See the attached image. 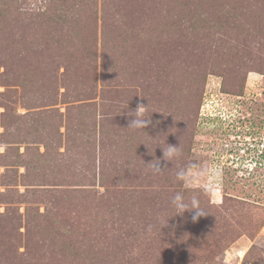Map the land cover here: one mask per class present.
Returning <instances> with one entry per match:
<instances>
[{
	"label": "rangeland",
	"instance_id": "374dc122",
	"mask_svg": "<svg viewBox=\"0 0 264 264\" xmlns=\"http://www.w3.org/2000/svg\"><path fill=\"white\" fill-rule=\"evenodd\" d=\"M254 2L260 9L238 10L240 17L227 20L178 0L94 1L97 51L67 73L54 59L55 73L36 77L56 78L57 90L35 81L29 102L23 70L0 67V264H90L84 261L95 249L64 260L50 235L69 243L76 232L79 241L87 225H111L113 210L126 225L111 236L132 256H121L122 264H264V0ZM44 4L22 0L19 7ZM187 8L192 12L182 14ZM194 20L212 29L222 23L226 33L213 32L212 40L178 33ZM104 29L119 36L114 57L103 58ZM224 84L244 95L224 94ZM44 87L56 96L48 99ZM138 105L147 107L150 122L128 128ZM42 126L56 129L53 142L34 137ZM169 146L180 154L166 161ZM23 156L43 167L34 184L54 189L52 200L29 204L18 196L33 189L23 177ZM189 165L197 166L191 186L176 178ZM176 193L221 210L194 220V208L174 209ZM30 206L48 230L26 227ZM46 208L49 216H37Z\"/></svg>",
	"mask_w": 264,
	"mask_h": 264
},
{
	"label": "trees",
	"instance_id": "16d2710c",
	"mask_svg": "<svg viewBox=\"0 0 264 264\" xmlns=\"http://www.w3.org/2000/svg\"><path fill=\"white\" fill-rule=\"evenodd\" d=\"M94 1L97 2V0H45L43 7H40L41 9L25 10L19 7L22 0H0V67H4L6 72L9 71V67H17L16 70L19 71L23 70L24 77L22 78L21 86H23V95L25 98L27 97L26 100L28 102L34 97V93L32 91L29 93L28 88L35 86V81L42 82L43 86H50L51 89L55 91L57 90L58 85L56 84V78L54 79V77H50L49 80L43 81L36 77L42 70H46L49 74H54V59L65 67L67 73L71 71V67L75 68L77 66L81 56L89 51H94V48H96V40L93 38L94 36L92 35L91 27L93 16L92 6ZM178 2L184 3L186 7H188L189 3L194 7H197L200 4L202 7H208L213 11L214 19L218 17V14L220 15L224 13V16L228 17L227 20H229L235 15H239L240 17L238 10L247 13L250 8L260 9L259 3L254 2V0H178ZM186 2L188 4H186ZM187 11L189 13L192 12L187 8L182 14H185ZM175 16H178V14ZM181 22L182 21H180V23ZM207 24V20H198L197 22L194 20L192 24L186 26V30L178 28V33H184L186 31L192 37L204 36L206 39L210 40L213 39V32H219V36L226 33L225 27L222 23L215 25L213 29L212 27H208ZM103 36V58L114 57L115 51H118L117 46L119 36L117 37L115 32L107 31L105 29L103 30ZM202 39L203 38H198L197 43L199 42L200 44L201 41L203 42L204 39ZM45 89L46 92H48V99H52L56 96H54L47 88ZM221 91L224 94L234 96L244 95L243 92H241L243 94L239 92L234 93V91L228 88L225 84L224 86H221ZM67 92H69V90H67ZM0 95L3 94L0 93ZM7 116L8 114L5 112V116L2 118L3 123H7V120L4 119ZM39 116L42 115L37 114L34 117ZM42 127L43 129L40 128L41 130L38 128L35 130L36 134L34 137L42 138L43 136L44 140L53 142L54 130L56 134V129L53 128L55 126H50V128ZM47 147L49 150V146ZM26 157L27 156H23V160H21V164L23 163L26 168V173L23 177L29 183L31 182L33 184V189H28L23 194H18V196L23 198V200L29 204H35L37 202L42 203L45 199L49 200L50 197L52 200L53 195L56 194L54 189L47 190L46 188H41L45 187V184H34V181H39L38 179H41L40 175L41 172H43V167L37 166V163L31 165L33 161H26ZM104 163L105 160H102L98 168L99 170L97 169L100 183L105 180ZM31 172H33L32 176ZM84 178L90 177L84 175L83 179ZM208 202H205L203 205L200 203L199 207L207 213L213 212L218 215V210H221V207H210ZM53 205L54 204H52V206ZM54 210H57V208ZM210 210L212 212H210ZM31 211H33L31 206L28 208L26 207V227L31 230L32 228H37L39 225L42 233L44 230H48L50 225L43 226L40 219L38 220L39 223L36 222V218L31 216ZM112 213L114 214L113 217H115L111 222V225H108V222L100 223V225L89 224L86 227V233L84 232V229V233L81 234L83 239L81 238L79 241L75 240L76 232L72 234L68 243L59 239L57 235L58 232L55 234L53 233L55 231H53L50 236L54 241L60 242L57 246V252H59L60 256H62L64 260H77L79 252L83 248L89 246L90 249L93 248L96 250V253H94L95 256H89L88 261H84L89 262L90 264H122L124 260L121 256H124L125 254H129L127 257L132 258V256H130L131 252L123 253L125 249L123 250L122 247L118 245V237L116 235L111 236V233H114L116 225H120V223L125 224L121 221L119 213H116L115 210H113ZM37 216L40 218L49 216V208H46L45 213L43 214H39L37 210ZM116 216L118 219H115L117 218ZM113 217L111 218L113 219ZM167 226L172 225L168 222ZM66 235L67 232L64 237ZM112 237L114 238L111 239ZM123 237L125 238V233L121 235V238ZM27 251H29V249H27ZM27 251L21 254L19 253V255H29V252ZM250 251L251 249L249 252ZM247 254L246 256L249 255Z\"/></svg>",
	"mask_w": 264,
	"mask_h": 264
},
{
	"label": "clouds",
	"instance_id": "9594fccd",
	"mask_svg": "<svg viewBox=\"0 0 264 264\" xmlns=\"http://www.w3.org/2000/svg\"><path fill=\"white\" fill-rule=\"evenodd\" d=\"M147 110V107L144 105H138L137 108L134 111L130 112V116H133L134 119H131L129 122L128 128L132 129H144L147 124L150 122L146 119L145 112ZM179 148L169 146L166 151H164V160L171 161L172 158L176 155H179ZM159 163V162H158ZM158 163H154L153 169L156 172H160L161 169L157 167ZM196 165H189L188 168L178 172L176 174V178L178 181L182 182L184 185L191 186L193 180L196 178ZM172 206L177 211V213L184 212L185 210L189 208H194L196 210V214L193 216V219L195 220L201 215L207 214L199 207V201L196 199V197H192L190 200H186L184 195L181 193H176L172 199H171Z\"/></svg>",
	"mask_w": 264,
	"mask_h": 264
},
{
	"label": "built area",
	"instance_id": "2783aa9c",
	"mask_svg": "<svg viewBox=\"0 0 264 264\" xmlns=\"http://www.w3.org/2000/svg\"><path fill=\"white\" fill-rule=\"evenodd\" d=\"M237 98L239 99V98H241L240 96H237ZM214 114V113H213ZM217 115H220V117H223L224 116V113H222V112H219V113H217ZM262 147L264 148V144L262 145ZM259 165H261V164H259Z\"/></svg>",
	"mask_w": 264,
	"mask_h": 264
}]
</instances>
